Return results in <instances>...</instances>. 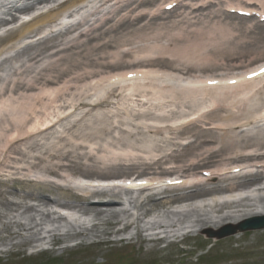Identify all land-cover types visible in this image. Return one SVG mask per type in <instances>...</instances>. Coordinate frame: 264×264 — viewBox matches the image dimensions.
Masks as SVG:
<instances>
[{
	"label": "bare ground",
	"instance_id": "6f19581e",
	"mask_svg": "<svg viewBox=\"0 0 264 264\" xmlns=\"http://www.w3.org/2000/svg\"><path fill=\"white\" fill-rule=\"evenodd\" d=\"M48 1L50 0H37L35 4ZM233 1L165 0V6L177 2L168 11L165 7H160L162 0H92L90 3L94 10L84 15L76 25L59 29L51 37L41 36L37 44H28L22 52L19 50L0 60L1 66L8 59L21 57L20 55L26 57L13 72L0 74V222L4 225V229H0V244L33 243L42 240L39 236L42 233H47L55 243H61L67 239L95 236L100 231L103 241H111L113 235L132 225L140 227L141 220L150 212H163L169 216L210 207L216 212V218L212 216L196 220L197 224L207 229L212 225L237 223L246 218L264 215V207L261 208L254 201V196L264 192V189L256 191L254 195L248 193L231 200L219 201L212 198L208 203L201 201L215 193L220 194L235 187L253 186L262 181V177L257 174L247 175L240 182L230 181V176L224 177L227 175L225 172H222L224 175L215 174L217 169H224L227 161L235 157L245 161L253 160L252 156L255 159L264 158V132L250 130L251 132L243 134L241 126L244 121L233 120L229 123L227 119H223V122L220 118L219 121L223 123L209 120L206 123L210 125L208 128L201 125L207 131L198 130L190 137L176 141L181 133L187 135L197 124L216 116L214 112H206L207 106L203 105L206 97H212L209 107L218 108V101L237 96L254 97L264 92V75L253 79L245 77L246 72H251L256 64L264 61V51L259 50L264 46V21L259 23V20L230 14L226 8ZM247 1L249 0L240 3L245 5ZM78 2L80 0H74L57 11L22 26V32L51 21ZM25 8L28 6L18 9ZM3 23L0 20V24ZM171 28L178 29L175 33L163 35L169 41L167 48L156 49L155 45L144 43L141 49L134 50L115 44L117 39L126 41L129 35L142 34L143 39H146L149 30L160 33L161 30L170 31ZM173 46V52H170L169 47ZM165 49L167 52H164ZM257 50L259 53L255 54L256 57L262 58L250 56L249 59L242 60L245 63L232 67H228L229 64L224 68L223 65L229 60H239ZM195 58L206 60L197 61ZM99 59L104 61L96 65ZM157 62L158 64H153ZM161 63L167 64L160 65ZM101 66L108 70L99 69ZM134 68L139 77H132L128 74L129 71L117 76L108 75ZM219 69L247 70L223 78V72H215ZM171 70L178 72V75L168 73ZM104 74L108 78L104 79ZM215 78L219 81L218 84L208 85L204 82ZM231 80L237 83H229ZM76 90H83V95L70 99ZM111 97H119L124 102L140 101L143 104L154 98L166 102L184 98L198 101V105L204 107L177 117L181 122L187 120L188 124L184 127L148 125L151 130L155 128L153 133L169 126L170 130H164L171 133L169 139L165 138L169 142L168 148L162 151L153 147L150 149L149 144H134V139L128 144L124 143L125 136L136 135L129 130H123L124 135L115 137L113 141H99L103 132L115 130L119 124L115 120L108 124L101 112L96 115L102 126L98 127L92 121V115L87 117L94 107L104 104ZM78 109L82 111L77 112ZM131 113L138 118H150L154 115L151 109H137ZM258 113L261 114L257 112L253 116H247L245 122L259 125L261 120L257 118L260 116ZM108 116L114 118L118 113ZM86 118L90 125L88 127L83 124ZM166 121L168 120L164 117L162 122ZM142 127L147 126L142 123ZM212 130L218 132L216 139L207 136L213 133ZM150 142L161 147L153 140ZM247 149L254 153L245 155L240 152ZM218 157H221L223 163H216ZM165 163L173 165L163 168L161 171L165 174L159 173L161 175L187 172L190 173L187 176L183 173L178 175L188 177L184 182L190 181V178L206 182L212 179L218 181L213 187L206 186L207 184L192 185L195 189L187 192H174L180 190L181 187L177 186L159 193L141 191L140 200L127 202L121 201L120 194L110 188H81V192L76 193L46 178L47 175H54L63 179L82 171L85 174H98L96 178L113 180L128 176L126 173L132 169L151 175L155 172L147 171L152 170L155 165ZM204 170L210 171L211 176H205ZM152 179L156 178L153 176ZM146 182L151 184L150 181ZM16 183L37 191H27L20 195ZM49 191H57L58 194L53 196ZM71 194L79 199L66 198ZM261 201L264 202V197ZM175 204H183L181 206L184 208L170 209ZM62 208L92 215L90 227H86V222L80 219L73 220L62 215L59 212ZM226 208L230 212L225 213ZM21 215L26 216V220L20 218ZM68 220L74 222L68 229L50 227L51 222ZM154 223L166 226L164 220ZM100 227L104 228L99 230ZM136 234L143 240H149L139 231ZM16 239L18 241L15 242ZM157 244L149 243L146 253L153 248L162 250Z\"/></svg>",
	"mask_w": 264,
	"mask_h": 264
},
{
	"label": "rangeland",
	"instance_id": "374dc122",
	"mask_svg": "<svg viewBox=\"0 0 264 264\" xmlns=\"http://www.w3.org/2000/svg\"><path fill=\"white\" fill-rule=\"evenodd\" d=\"M165 0H162L164 2ZM243 0H234L233 2L235 4L241 2ZM253 2H257L261 5H264V0H249ZM26 1L25 0H0V3H4L8 6L13 5H24ZM161 2V3H162ZM27 3H33L30 0L27 1ZM255 5V4H252ZM225 7V5H224ZM32 8H27L23 10H19L20 13L26 12ZM23 11V12H22ZM65 11H63L64 13ZM181 12V11H180ZM62 13V12H61ZM59 13L55 18H52L51 21H47L46 23H43L41 26H36L30 29L29 31H23V32H29V33H35L38 31H41L43 33L45 30L50 29V25L54 20L57 19L58 16H60ZM185 13V12H184ZM178 28H171L167 30H161V34L159 32H155L154 30H149L147 34V38L143 39L142 34L140 35H129V38H127L126 41H121L117 39V42L115 43L116 46L122 47V48H128V49H139L142 47L144 43H149L151 45H155L158 48H167L168 46V39L163 36L167 35L170 32H177ZM154 31V33H152ZM20 33H22V28L16 29L13 31V33H9L7 36H3L0 40V60L5 58L6 56H9L14 53L13 46L16 45L17 42L20 41V38H18V35L22 36ZM159 35H162L161 38ZM64 37V36H63ZM124 42V46H122V43ZM121 43V44H120ZM170 52H173V47H169ZM41 49V48H40ZM141 49V48H140ZM155 50V49H154ZM259 50L264 51V46H261ZM182 51H184L182 49ZM164 52H167L166 49ZM259 51L257 50L254 54H246L244 57L235 58V60H229V62H226L223 66L224 68L232 67L237 64L245 63L242 62V60L255 58L259 59L262 57H256L255 54H258ZM21 57H16L12 59H8L0 66V74H6L7 72H13L22 62L26 59L25 55H20ZM152 56V55H150ZM130 59V58H128ZM100 61L96 64H100L103 59H99ZM197 61H205L206 58H200L196 59ZM106 62V61H105ZM249 62V61H246ZM153 64H158L153 63ZM166 65L167 63H161L160 65ZM247 64V63H246ZM99 69L102 70H108V68H102L99 67ZM233 71L237 70H224L219 69L215 71L216 73H232ZM78 92L76 91V94ZM75 94V95H76ZM74 97V94L72 95V98ZM150 97V96H149ZM247 98V99H246ZM212 100V97H206L205 103L203 104L205 107L206 112H214L216 113V116H213V118H207L205 122H199L200 124H197L195 126V129L189 131L187 135L180 134V137L176 139V141H180L182 138L188 136L190 137L194 133H196L198 130H206L202 126L208 128L210 125L206 124L207 121L211 122H217V123H223L225 119L226 121H229V123H232L231 121L242 120L243 126H241L244 131V133L251 132L250 130H261L259 132H264V92L258 93L257 96H237V97H231L227 100H221L219 102V107H209L208 104ZM48 103H50L49 99L47 100ZM201 105V106H203ZM201 106L198 105V101L195 100H188L184 98H178L174 99L173 102H166L165 100L158 101L156 98L153 99V101H149L147 104H143L140 101L137 102H124L121 101L119 97L113 98L111 97L108 99L104 104L100 106L94 107L93 110H91V113L88 115L87 118L92 115V121L96 122L98 127L102 126L101 120L97 118V113L101 112L103 116L107 118L108 124L112 120H115L118 122L119 126L115 128V130L110 129L106 132H103L102 139H99V141H113L115 137H121L123 136V130H129L136 133L134 137H124V143H130L131 139H134V144L144 145L149 144L150 149L157 148L158 150L167 149L168 148V141H165V138H168L171 136L170 134L166 133L164 130H170L169 126L168 128H163V130L158 131V133H153V129L155 128H149L150 125H165L168 124L171 127L178 128V124H181L182 127L185 126V123H179V119L177 117L188 114L189 112H195L198 108ZM203 106V107H204ZM259 107V110H258ZM137 109H151L154 112L153 116H150V118H138L132 115V111H137ZM262 110V111H261ZM81 109H78L77 112H81ZM258 113L260 116L258 117L261 121V124H251L250 122H245L247 119V116H253L255 113ZM113 113L117 114L116 117H109L108 115H113ZM127 113V114H126ZM252 114V115H251ZM166 117L168 121L162 122V119ZM85 120H83V124L86 125L85 127L90 126L89 123ZM220 118L223 120L219 121ZM161 120V121H158ZM202 120V118H201ZM241 122V121H240ZM142 123H144L147 127H142ZM202 125V126H201ZM180 128V127H179ZM151 130V131H150ZM213 131V130H212ZM242 134V133H241ZM264 134V133H263ZM209 138L214 137L215 139L219 136L218 132L213 131L212 134H207ZM192 138V137H191ZM153 140L156 142L157 145L161 146L160 148L154 146V143H151L150 141ZM186 141V140H182ZM188 141V139H187ZM161 143V144H160ZM147 145V146H149ZM235 155V154H234ZM216 163H221L223 160L221 157H218L216 159ZM232 160L228 161L229 163ZM173 164L171 163H165V164H159L155 165L152 170H149L147 172H155V173H162L161 170L163 168H169ZM172 170V169H168ZM166 172V171H165ZM174 172V171H173ZM81 175L89 176V177H95L99 176L98 174H85L86 172H79ZM134 173H142V172H136V170L132 169L126 174L132 175ZM146 173V172H145ZM183 173V172H181ZM179 173V174H181ZM187 173V172H184ZM144 174V173H143ZM113 174H111L112 176ZM240 177V176H239ZM243 180V177L241 178H235V182H240ZM218 180L213 181L206 186H214ZM16 186H18V194L24 195L27 191H37L36 189H33L32 187H21L18 183H16ZM264 186V184H262ZM195 188H180V190H176L174 192H187L191 191ZM13 191V189H11ZM263 191V190H261ZM16 192V190H14ZM50 194H53V196H57V191H49ZM256 193V192H255ZM254 193V194H255ZM253 194V195H254ZM72 195V194H71ZM73 196V195H72ZM67 196L66 198L71 199H79L76 196ZM264 197V192L257 193L256 196H254L255 199H260ZM232 210V209H231ZM224 212H230V209L226 208L224 209ZM220 215V213L218 214ZM216 218L217 214L213 210V208L207 207L204 210H198V211H192L187 214H179V215H169L164 217L165 222H177L180 221L182 223L184 222H190L195 221L194 223L197 224L196 220L202 217H212ZM23 220H26L24 218ZM2 222V221H1ZM0 222V229L2 228V223ZM4 222V221H3ZM200 225V224H199ZM238 222L237 223H226L224 225H218V226H211L210 229L207 228H201L200 231L197 232L195 236L188 237L187 241L189 243V246L187 249H183V246L173 244L167 248H162V250L157 251L155 248L152 250L150 249L149 252L146 253L147 249L150 247L148 245L149 243H142V242H134L130 244H123V245H116L111 246V241L108 242H100L95 243L93 245H81L77 248L72 249H66V250H53L51 252L36 254L33 257H23L21 253L16 254L13 252H8L7 256L0 258V264H264V228L263 229H255L250 231H244V232H238L236 234L223 237V238H217L219 234L222 232L233 230L238 228ZM90 227V226H89ZM106 227V226H105ZM104 227H100L99 230H102ZM4 229V228H2ZM101 232V231H100ZM100 232L98 233L99 235ZM115 235L112 236L114 238ZM102 238V237H101ZM18 241V239H16ZM7 245V244H5ZM2 246V244H0ZM18 247V248H17ZM14 249H21L24 251L23 247L20 245H14Z\"/></svg>",
	"mask_w": 264,
	"mask_h": 264
},
{
	"label": "water",
	"instance_id": "95a60500",
	"mask_svg": "<svg viewBox=\"0 0 264 264\" xmlns=\"http://www.w3.org/2000/svg\"><path fill=\"white\" fill-rule=\"evenodd\" d=\"M264 227V220L258 221H249L241 225L240 230H247V229H256V228H263ZM237 230H229L227 232H223L219 235V237H224L229 234L235 233Z\"/></svg>",
	"mask_w": 264,
	"mask_h": 264
},
{
	"label": "snow or ice",
	"instance_id": "6c2138e0",
	"mask_svg": "<svg viewBox=\"0 0 264 264\" xmlns=\"http://www.w3.org/2000/svg\"><path fill=\"white\" fill-rule=\"evenodd\" d=\"M168 7H172V5H168ZM130 75H134V74H130ZM258 75H264V68H260L258 71L250 73L247 78L248 79H251L252 77L258 76ZM228 82L229 83H232V84L237 83V81H235V80H231V81H228ZM208 83L209 84H218L219 81L209 80ZM145 183H147V182L146 181H140L139 182V185H143ZM171 183H179V181H172ZM129 186H138V185H132L131 182H129Z\"/></svg>",
	"mask_w": 264,
	"mask_h": 264
}]
</instances>
